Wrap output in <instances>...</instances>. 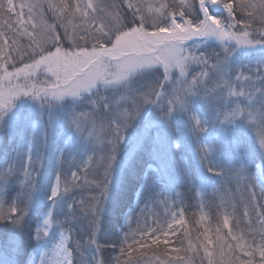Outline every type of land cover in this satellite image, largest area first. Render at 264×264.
Returning a JSON list of instances; mask_svg holds the SVG:
<instances>
[{
	"label": "snow or ice",
	"instance_id": "1",
	"mask_svg": "<svg viewBox=\"0 0 264 264\" xmlns=\"http://www.w3.org/2000/svg\"><path fill=\"white\" fill-rule=\"evenodd\" d=\"M212 9H222L226 15H219ZM257 9L259 15L254 11ZM237 10L241 13L239 18ZM46 11L52 15L51 24L47 23ZM0 15H14L19 29L13 30L8 19L3 23L13 31V35L19 32L30 41L27 50L22 52L15 39L9 44V37L0 32V131L3 130L4 117L21 98L42 99L52 104L67 96L95 94L99 92L100 85L125 84L126 95L121 99L126 103L117 102L114 106L109 97L98 95L91 100L89 111L75 113L68 120L75 134L96 145L92 155H77L71 159V166H75L79 157L85 165V172L94 165L97 176L92 183L85 178L84 185L98 191L99 195L76 196L67 213L72 219L77 218V212L86 218L92 228L88 244L94 245L97 252L101 250L102 246L96 239L101 211L112 185L117 152L127 129L146 105L160 107L165 121L171 122L176 113L188 111L193 97L203 96L214 101L215 119L208 121L190 114L193 137L205 133L213 123L225 126V131L227 126L239 128L243 125L242 136L258 141L260 152L258 156H252L241 140L233 141L241 165L224 170L229 182L234 180L248 192L242 210L247 232L234 234L225 215L223 226L228 228L230 241L220 235V228L216 229L215 241L206 229L203 239L199 240V249L203 250L201 264H264V179L259 186L261 199L258 201L256 180L242 166L249 159H257L260 173L264 175V63L235 72L231 65L237 49H264V0L258 3L240 0L238 4L236 0H171L170 3L156 4H148L144 0H120L119 3L108 4H94L93 0L19 4L14 0H0ZM78 15L88 18V24L83 26L84 35L79 40L70 31L75 27L73 20ZM253 23H258L259 28H254ZM85 37H90V40ZM209 40L217 41L218 49L211 52L202 50ZM153 66H159L162 73L157 82L148 86V91L127 87L126 82L133 74ZM46 123L51 126V116ZM98 127L100 133L97 132ZM46 148L47 127L38 149L33 136L17 160L0 169V187L4 188L0 192V223H9L13 229L24 231L26 217L39 188L37 177L39 169L44 167ZM197 151L209 173L223 175L221 169L209 162L212 147L206 143L199 144ZM65 161L62 156L47 197L52 201L53 209L65 196L83 187L76 183L77 172H70L71 180L64 174ZM14 186L18 190L13 197L11 189ZM237 191L243 195L241 187ZM230 207L235 211V205ZM52 220L50 212L43 227L36 228L35 239L38 242L49 235L48 226ZM176 222L184 224L182 219ZM236 227L239 230V223ZM72 232L71 227L66 228L56 245L55 250L63 255L58 264H73L74 252L83 257L79 239L69 246ZM170 233H176L172 224H168L167 229L139 224L132 228L129 224V231L121 238L104 245L118 249L114 264H142L141 257H146L148 250L161 243L169 245ZM199 249L188 239L183 251L198 252ZM172 251L177 255L160 264H186V256L180 255L181 248H173ZM39 264L47 262L39 256ZM81 264H85L83 259ZM95 264H113V261L95 260ZM187 264L191 261L188 260Z\"/></svg>",
	"mask_w": 264,
	"mask_h": 264
},
{
	"label": "rangeland",
	"instance_id": "2",
	"mask_svg": "<svg viewBox=\"0 0 264 264\" xmlns=\"http://www.w3.org/2000/svg\"><path fill=\"white\" fill-rule=\"evenodd\" d=\"M21 2L57 3L58 0H14L16 4ZM75 2L76 0H69V3ZM80 2L84 3L86 0H80ZM112 2L119 3L120 0H93L94 4ZM144 2L148 4L170 3L171 0H144ZM239 2L240 0H236L237 4ZM251 2L258 3L259 0H251ZM16 11H19V9H16ZM212 11L219 15H226L222 9H212ZM254 11L259 15L258 9ZM25 13V19H27V9H25ZM240 15V11L237 10V18ZM46 16L47 23L51 24L53 22L51 13L46 11ZM5 19H8L12 24L13 30L20 27L16 24L14 15L11 17L0 15V32H4L9 37V44L15 39L22 52L26 51L30 43L29 38L19 32L13 35V31L9 30L3 23ZM73 24L75 27L70 31L74 32L79 40L84 35L83 26L88 24V18H81L78 15L73 20ZM25 26L27 27V25ZM252 26L259 28L258 23H253ZM28 30L32 31L31 27H28ZM85 39L90 40V37H85ZM213 49H218V42L209 40L202 50L211 52ZM12 55L15 56L16 52L13 51ZM260 63H264V49L260 48L237 49L231 58L234 72L237 69L251 68ZM9 70H11V66ZM161 73L162 69L159 66L139 70L126 82L127 87L133 90L148 91V86L157 82ZM167 87L170 88L171 85H167ZM99 88V92H95V94L83 93L79 97L67 96L62 101H56L52 104L42 99L24 97L17 100L16 107L4 117L3 130L0 131V169L14 163L26 150L33 136L38 149L46 127L47 148L44 167L39 169L37 177L39 188L26 217L27 223L24 231L13 229L8 223L6 240L2 241L0 236V264H20L21 258L25 257L23 264H34L35 259H37L36 264H39V256L43 257L47 264H58L59 261L63 260V255L58 253L55 248L68 227L73 229L69 246L77 239L81 241L83 246L80 249L83 257L74 252L73 264H81L82 259L85 264H95V260H111L114 264V258L119 255L118 249L106 247L108 255L105 256L100 251L97 252L96 247L87 242L92 228L86 218L81 216L79 212H77V218L75 219L70 218L67 214L76 196L86 198L99 195L98 191L91 190L87 185H84L85 178L89 183L97 179L94 174V165L89 168L88 172H85V165L81 163L78 157L75 166H71L73 156L92 155L96 151V145L88 143L81 139L78 134H75L74 129L68 124L69 118L75 113L89 111L92 108L91 100L98 95L109 97L114 106L117 102L126 103L125 100L121 99L122 96L126 95L125 84L116 86L100 85ZM193 113L206 118L208 121H213L215 119L214 101L210 98L206 100L203 96L193 97L188 111L176 113L171 122L165 121L160 107L146 105L127 129L125 139L117 152L112 185L101 211L100 228L96 235L97 240L100 236L104 214L121 183V178L126 175L129 166L138 160L146 164L141 187L135 194L133 205L130 208H125L120 214V227L115 229L108 242L121 238L125 232L129 231V224L132 228H136L139 224L140 226L146 225L149 228L159 227L163 229H167V225L172 224L176 228V233H170L169 235L170 241H172L180 227V224L176 221L178 219L183 220L185 208L192 209L193 213L198 216L200 226L204 231L207 229L209 235H211L209 218L214 216V213L216 216L215 227L220 228V235L224 236L226 240L230 241L228 228L223 226L225 215L228 216L234 234H237L238 231L247 232L246 219L242 216V210L248 192L243 191L242 185H237L234 180L229 182L226 179L227 173L224 169L241 165V161L233 148L235 139L241 140L252 156L259 155L258 141L242 136L243 125L239 128L227 126V131H225V126L215 123L211 124L205 133L193 137L191 133L192 125L189 120V115ZM49 116L52 118L50 127L46 123ZM100 131L101 129L98 127L97 132L100 133ZM204 143L213 148L209 162L214 167L221 169L223 175H214L207 171V166L200 159L197 151L198 145ZM177 144L179 148L176 147ZM62 156L66 159L62 168L64 174L71 180L70 172H77L78 179L76 183L83 185V187H78L76 192L65 196L56 206V212L53 215L52 201L47 197L54 185L58 163ZM84 159L86 160L87 157H84ZM192 165L197 172L196 178H193L190 169ZM258 165L259 160L249 159L242 166L248 170V175L256 180L255 191L259 201L261 199L259 186L261 180L264 179V175L260 173ZM194 179L198 181L195 182ZM61 187H63V177ZM238 187H241L243 195H241V191H237ZM17 190V187H12L11 196L14 197ZM3 191L4 188L0 187V192ZM230 205H235V211ZM43 209H45L44 212H42ZM210 209L213 212L211 214L209 213ZM50 212L53 220L48 226L49 235L38 242L35 239V230L38 227H43V222L48 218ZM36 216L40 217L38 222L36 219L34 221ZM237 223H239V230L236 227ZM3 224L0 223L1 233L2 230H5Z\"/></svg>",
	"mask_w": 264,
	"mask_h": 264
},
{
	"label": "trees",
	"instance_id": "3",
	"mask_svg": "<svg viewBox=\"0 0 264 264\" xmlns=\"http://www.w3.org/2000/svg\"><path fill=\"white\" fill-rule=\"evenodd\" d=\"M144 167L145 164L141 160H138L136 162L134 161V163H132L129 166L126 175L121 178L120 180L121 183L118 189L115 191V194L108 205L107 211L104 214V220L101 225L100 236L98 239V242L102 246L100 252L102 253V255L104 254V256L108 255L106 249V247L108 246H105L104 244L108 243V239L111 237L113 232H115V229L120 227L119 216L120 214H122V211L125 208L130 207L132 205L135 192L137 191L138 187L141 184V177ZM191 169L194 175H196V172H194L196 170L194 169L193 165L191 166ZM197 181L198 180H196V182ZM209 213L210 214L213 213L212 209H210ZM213 215L214 216L209 218V229L211 231L213 240L215 241L216 238L215 231L217 227H215L214 224V222L216 221L215 213ZM183 221L184 224L180 225L178 229V233L172 239V241H170L169 245L165 246L163 243H161L158 246H154L153 249L148 250L147 256L141 257L142 264H160L161 261L176 256L177 253L173 252L172 249L177 247L181 248L180 255H185L186 260H190L191 264H201L203 250L199 249V240L203 239V234L205 231L200 226L198 216L195 213H193L192 209L185 208ZM8 225H9L8 223H4L3 229L5 230H2L3 231L2 233L0 231V236L2 241L6 240V235H7L6 228ZM188 239H191L192 243L197 245L199 249L198 252H193L189 250L187 253H185L183 251V249L187 247ZM181 241H183V244H181ZM29 243H30V239H29ZM157 257H159V259H157ZM23 261L24 258H21L20 264H23L24 263Z\"/></svg>",
	"mask_w": 264,
	"mask_h": 264
}]
</instances>
